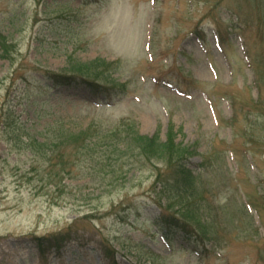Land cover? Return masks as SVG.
Masks as SVG:
<instances>
[{
    "label": "rangeland",
    "instance_id": "rangeland-1",
    "mask_svg": "<svg viewBox=\"0 0 264 264\" xmlns=\"http://www.w3.org/2000/svg\"><path fill=\"white\" fill-rule=\"evenodd\" d=\"M262 1L0 0V104L12 98L22 140L94 119L129 117L164 139L173 126L198 148L190 166L215 229L198 252L180 231L167 238L153 166L131 168L117 187L94 174L57 185L25 142L0 134V264H264ZM98 59L126 83L114 100L40 89L33 77ZM61 233L75 236L42 257L35 236Z\"/></svg>",
    "mask_w": 264,
    "mask_h": 264
},
{
    "label": "trees",
    "instance_id": "trees-1",
    "mask_svg": "<svg viewBox=\"0 0 264 264\" xmlns=\"http://www.w3.org/2000/svg\"><path fill=\"white\" fill-rule=\"evenodd\" d=\"M2 45L6 44L2 41ZM110 64L107 60L99 59L93 62L73 61L65 72L41 70V74L33 77L39 81L37 86L40 89L77 91L84 88L89 95L111 101L115 94L125 91L126 83L112 78L107 74V69L103 71V66L107 68ZM11 100L9 97L0 104V134L8 142L15 139L25 142L33 157V164H36L34 168L49 177L50 183L58 185L74 174H94L101 184L117 187L131 168L141 169L146 163L145 167L153 166L155 171V194L151 199L162 209L155 222L163 228L167 238L171 240L174 232L180 231L198 252L201 243L214 236L215 229L210 224L208 213L211 203L198 174L190 166L199 153L198 148L177 141L178 132L173 126L167 139H164L160 128L153 134L144 133L137 121L129 117L109 124H100L94 119L75 130L55 128L44 141H25L18 131V120ZM91 164L98 170L96 173ZM74 236L61 233L50 239L35 236V240L43 257L48 248L60 251ZM103 241L109 252V243L105 239ZM112 250L115 249L112 247Z\"/></svg>",
    "mask_w": 264,
    "mask_h": 264
}]
</instances>
